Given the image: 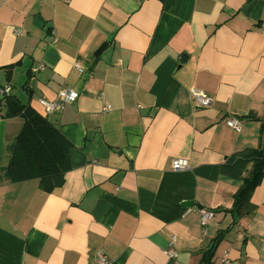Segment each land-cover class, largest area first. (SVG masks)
Masks as SVG:
<instances>
[{
	"label": "crops",
	"instance_id": "1",
	"mask_svg": "<svg viewBox=\"0 0 264 264\" xmlns=\"http://www.w3.org/2000/svg\"><path fill=\"white\" fill-rule=\"evenodd\" d=\"M26 82L71 141V169L54 192L11 182L23 119L0 105V264H96L100 251L108 264H264V174L239 211L242 179L196 171L264 149V0H0V84L26 101ZM63 88L79 97L48 113L39 98Z\"/></svg>",
	"mask_w": 264,
	"mask_h": 264
},
{
	"label": "trees",
	"instance_id": "2",
	"mask_svg": "<svg viewBox=\"0 0 264 264\" xmlns=\"http://www.w3.org/2000/svg\"><path fill=\"white\" fill-rule=\"evenodd\" d=\"M5 68L7 78L10 79L13 64ZM31 70L36 73L33 68ZM23 87L28 96L26 101L11 92L0 98V105L3 104L6 109L5 117L20 116L23 119L5 175L11 182L39 179V185L44 191L54 192L63 186L65 174L71 169L69 149L72 143L57 125L30 104L32 91L27 82ZM196 171L212 179L220 174L242 179V184L234 194L233 204L234 208L241 211L251 204V194L263 178L264 149L248 147L231 154L222 164L205 165ZM247 171L248 174H245ZM202 260L204 263L201 261V264H210L205 255Z\"/></svg>",
	"mask_w": 264,
	"mask_h": 264
},
{
	"label": "built area",
	"instance_id": "3",
	"mask_svg": "<svg viewBox=\"0 0 264 264\" xmlns=\"http://www.w3.org/2000/svg\"><path fill=\"white\" fill-rule=\"evenodd\" d=\"M45 66L43 63L38 64L37 66L33 67L34 72H38L40 69H43ZM79 71H83L80 65H76ZM12 90V87L9 84H0V96H5L9 94ZM191 95L198 106L206 107L211 105L213 99L211 96L207 95L205 91L200 88L193 87L191 88ZM79 97V93L73 88H63L59 91L58 97L54 100H48L44 97L39 98L40 104L45 108L48 113L53 111H62L65 105L74 102ZM111 105L106 104L105 110H110ZM227 125L236 129L240 130L242 126V120L238 117H230L227 119ZM173 168L175 170H184L189 168L188 163L185 159H175L173 160ZM201 212V222L205 226L209 219L213 216V212L204 208L200 209ZM176 242V237H172L169 248L168 254L170 257H175L177 252L175 251L173 245ZM222 264H233L232 260L228 256H224L221 260ZM109 258L106 253L100 251L97 254V261L96 264H108Z\"/></svg>",
	"mask_w": 264,
	"mask_h": 264
},
{
	"label": "water",
	"instance_id": "4",
	"mask_svg": "<svg viewBox=\"0 0 264 264\" xmlns=\"http://www.w3.org/2000/svg\"><path fill=\"white\" fill-rule=\"evenodd\" d=\"M105 45H106L105 43L102 44V45L96 50V52H95V56H98V55H99V53H100L101 50L105 47ZM186 58H187V55L184 54V55L182 56V59H181L182 62H184V61L186 60ZM95 63H96V60L94 61V64H95ZM94 64H93V65H94ZM0 98H3V96H0ZM192 204H193V203H192L191 201H185V202H184V205H186V206H192Z\"/></svg>",
	"mask_w": 264,
	"mask_h": 264
},
{
	"label": "rangeland",
	"instance_id": "5",
	"mask_svg": "<svg viewBox=\"0 0 264 264\" xmlns=\"http://www.w3.org/2000/svg\"><path fill=\"white\" fill-rule=\"evenodd\" d=\"M14 93V92H13Z\"/></svg>",
	"mask_w": 264,
	"mask_h": 264
}]
</instances>
